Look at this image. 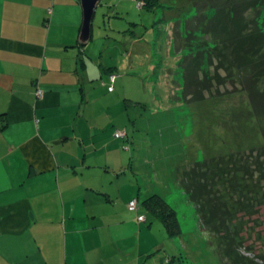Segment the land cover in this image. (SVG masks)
Listing matches in <instances>:
<instances>
[{
	"label": "crops",
	"instance_id": "obj_1",
	"mask_svg": "<svg viewBox=\"0 0 264 264\" xmlns=\"http://www.w3.org/2000/svg\"><path fill=\"white\" fill-rule=\"evenodd\" d=\"M81 20L79 0H0V264H127L134 251L111 129L119 78L78 42Z\"/></svg>",
	"mask_w": 264,
	"mask_h": 264
},
{
	"label": "rangeland",
	"instance_id": "obj_2",
	"mask_svg": "<svg viewBox=\"0 0 264 264\" xmlns=\"http://www.w3.org/2000/svg\"><path fill=\"white\" fill-rule=\"evenodd\" d=\"M200 1L157 0L153 9H146L138 0H101L93 17L91 44L97 46L93 59L103 66L119 67L116 73L119 83L114 89L122 99L124 114L118 116L117 124L111 129L120 130L123 135L127 133L122 137L129 139L126 142L122 137L117 139L129 146L125 149L120 145L128 157L121 186H129L121 191V197L133 187L134 198L140 193L139 202L150 193H158L174 207L181 228L179 236H171L163 222L149 214L140 222L139 247L134 236L139 232L138 222L132 217L137 211L130 212L127 202L120 204L119 199V211L126 210L127 223L133 222L126 226L128 244L134 246L128 258L143 251V264H231L220 257L214 234L198 223L195 207L172 172L196 160L253 148L262 142L261 122L247 106L246 91L228 94L232 87L227 78L221 81L219 91L213 89L216 98H208V92H203L208 97L201 101L186 102L181 97L183 81L178 64L187 49L183 47L181 51L178 44L175 46L173 32L180 31L186 20L195 22ZM254 17L264 32V9ZM120 43L125 44L123 50ZM129 52L133 54L134 65H131ZM125 63L133 67L127 75L122 72ZM108 73L114 78L113 72ZM219 74L225 76L222 71ZM110 87L112 91L113 86ZM253 223L260 236L258 233L254 236L253 230L242 232L244 239L237 252L254 258L257 264H264L261 259L264 255L263 208L250 217L249 224ZM110 231L114 232L115 226L112 225ZM129 259L127 264H133Z\"/></svg>",
	"mask_w": 264,
	"mask_h": 264
},
{
	"label": "trees",
	"instance_id": "obj_3",
	"mask_svg": "<svg viewBox=\"0 0 264 264\" xmlns=\"http://www.w3.org/2000/svg\"><path fill=\"white\" fill-rule=\"evenodd\" d=\"M138 1H142L146 9L157 5V0ZM199 4L195 22L186 20L180 31L173 32L175 46L178 44L181 51L183 47L187 49L178 64L183 81L181 97L186 102L201 101L208 96L216 98L213 89L219 91V85L227 78L232 87L228 94L246 91L247 106L261 122L262 142L253 148L196 160L172 173L195 207L200 226L216 237L222 260L231 264H255L254 258L239 254L237 247L243 242L242 232L253 230L254 236L258 233L255 223L249 224V219L260 208L264 209V86H261L264 83V32L254 17L264 9V0H202ZM120 45L123 50L125 44ZM131 63L134 65V61ZM117 67L106 68L115 74L113 80ZM221 71L225 76L219 74ZM108 77L110 80L109 73ZM203 92H208V96ZM119 131L113 130L112 137H122L117 135ZM123 138L125 142L129 140ZM121 147L129 149L123 143ZM139 198L138 192L137 197L127 202L128 208L130 201H136L135 209L128 210L137 211L134 215L137 222H144L150 214L163 222L171 236L181 234L174 207L161 195L150 193L141 202ZM138 216H143V220L139 221ZM261 259L264 260V255Z\"/></svg>",
	"mask_w": 264,
	"mask_h": 264
},
{
	"label": "water",
	"instance_id": "obj_4",
	"mask_svg": "<svg viewBox=\"0 0 264 264\" xmlns=\"http://www.w3.org/2000/svg\"><path fill=\"white\" fill-rule=\"evenodd\" d=\"M101 0H79L82 20L80 24L78 42L86 45L92 36V22L97 6Z\"/></svg>",
	"mask_w": 264,
	"mask_h": 264
},
{
	"label": "built area",
	"instance_id": "obj_5",
	"mask_svg": "<svg viewBox=\"0 0 264 264\" xmlns=\"http://www.w3.org/2000/svg\"><path fill=\"white\" fill-rule=\"evenodd\" d=\"M110 79L113 80V76H111ZM109 90H111V87H109ZM40 94H41V90H37V95H40ZM117 135L122 136L123 132L119 131L117 132ZM135 207H136V201L135 200L130 201L128 204V208L132 210V209H135ZM137 219L141 221L143 220V216H138Z\"/></svg>",
	"mask_w": 264,
	"mask_h": 264
}]
</instances>
